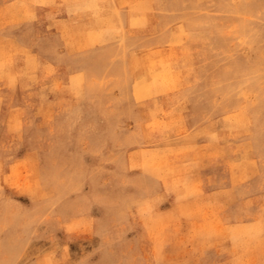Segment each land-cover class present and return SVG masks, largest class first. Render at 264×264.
<instances>
[{"label":"rangeland","instance_id":"374dc122","mask_svg":"<svg viewBox=\"0 0 264 264\" xmlns=\"http://www.w3.org/2000/svg\"><path fill=\"white\" fill-rule=\"evenodd\" d=\"M0 264H264V0H0Z\"/></svg>","mask_w":264,"mask_h":264}]
</instances>
